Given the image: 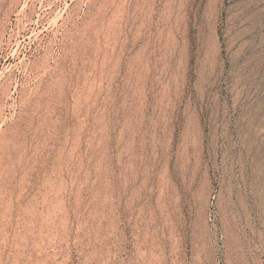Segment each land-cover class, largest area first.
I'll list each match as a JSON object with an SVG mask.
<instances>
[{"label": "rangeland", "instance_id": "1", "mask_svg": "<svg viewBox=\"0 0 264 264\" xmlns=\"http://www.w3.org/2000/svg\"><path fill=\"white\" fill-rule=\"evenodd\" d=\"M0 264H264V0H0Z\"/></svg>", "mask_w": 264, "mask_h": 264}]
</instances>
